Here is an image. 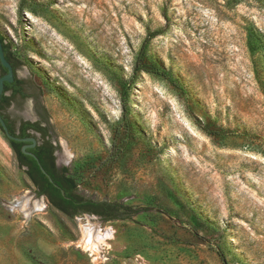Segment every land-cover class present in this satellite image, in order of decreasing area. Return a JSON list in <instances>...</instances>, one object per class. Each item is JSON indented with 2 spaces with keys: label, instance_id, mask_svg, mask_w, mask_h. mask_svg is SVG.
Returning a JSON list of instances; mask_svg holds the SVG:
<instances>
[{
  "label": "rangeland",
  "instance_id": "obj_1",
  "mask_svg": "<svg viewBox=\"0 0 264 264\" xmlns=\"http://www.w3.org/2000/svg\"><path fill=\"white\" fill-rule=\"evenodd\" d=\"M149 31L148 58L183 90L141 72L123 117ZM0 34L78 191L146 209L67 216L0 130V264H264V0H0ZM22 197L39 207L14 209ZM85 225L107 234L95 250Z\"/></svg>",
  "mask_w": 264,
  "mask_h": 264
},
{
  "label": "trees",
  "instance_id": "obj_2",
  "mask_svg": "<svg viewBox=\"0 0 264 264\" xmlns=\"http://www.w3.org/2000/svg\"><path fill=\"white\" fill-rule=\"evenodd\" d=\"M157 34L158 32L156 31H149L147 33L134 59L131 77L128 80L120 79V101L123 117L128 114L129 85L134 82L136 76L141 72L158 75L166 79L173 86L183 90L182 85L170 75L169 71L165 70L156 64V62L148 58L147 50L149 42ZM0 41L5 59L11 64L13 69L19 67L21 64L20 60L12 52L10 45L6 43L1 34ZM248 43L250 49H253L250 39ZM6 71L7 69L0 63V76L6 73ZM19 82H21V80L16 78H14L13 82L11 83L4 82L3 92L0 97V114L7 126L9 133L11 134L17 135L19 137H26L29 135L25 132L27 128H32L41 132V142L36 144L33 148H26V151L31 152L33 156L24 154L21 151V146L24 145L25 142L9 139L4 134L8 144L16 155L19 166L24 169V172L35 186L36 195L39 196L45 194L51 206L70 217L80 213H90L96 215L102 220L107 221L128 218L145 211L146 209H144V207H134L118 201L94 200L84 197L78 191V181L76 177L70 172L69 167L55 166L52 152L55 147L57 148V146L52 145L50 140L45 138L46 128L41 127L38 121H22L20 123L18 133H15L13 121L10 120L7 115L2 114L1 109L7 105L9 99L13 97V94L11 96L4 95V92L12 87L15 90L20 91V87L17 85ZM43 110L46 115H42V118L47 122L49 116L45 106H43ZM0 130L4 133L1 126ZM61 190L63 193H61ZM174 201L178 204H181L177 198H175ZM191 218L193 222L199 223L198 218L194 214L191 216Z\"/></svg>",
  "mask_w": 264,
  "mask_h": 264
},
{
  "label": "flooded vegetation",
  "instance_id": "obj_3",
  "mask_svg": "<svg viewBox=\"0 0 264 264\" xmlns=\"http://www.w3.org/2000/svg\"><path fill=\"white\" fill-rule=\"evenodd\" d=\"M10 64V63H9ZM11 65V64H10ZM12 67V66H11ZM18 67L16 68H12L13 70V80L14 78L21 80V82H19L17 85L20 87V91L19 90H15L13 87L9 88L7 91L4 92V95H12L13 97H11L9 99V102L7 105H5L1 111L2 114L7 115L8 118L10 120L13 121V125H14V130L15 133H18V129L20 127V123L22 121H29V122H39V125L41 127L46 128V136L45 138H48L50 140V143L54 146H57L56 143H54L51 138H50V122L49 119L46 122L43 118L42 115H46L44 110H43V103L40 100V98L36 95V93L34 92V90L32 89V85L31 83L24 79L21 78L17 75L16 70ZM5 74V73H4ZM3 75V74H2ZM1 75V76H2ZM13 80L11 82H13ZM11 82H7V83H11ZM4 86V84H3ZM16 86V85H15ZM3 92V90H2ZM2 94V93H1ZM1 97V95H0ZM26 99H30L32 102V105H29V102L27 103L26 109L25 110H21L20 112L14 114V115H22L21 117H15V116H11L12 114L9 113V109L11 106H17L20 105L21 103H23ZM1 115V114H0ZM35 118L34 120H32V118ZM26 133H28V136H32L36 139V144H39L42 140L41 137V132L38 130H34L32 128H27L25 130ZM26 143V142H25ZM23 146V145H22ZM33 148V147H32ZM58 148L55 147V149L53 150L52 154L54 156V163L56 167H61L64 165H58L57 164V158H56V153H57ZM33 184V183H32ZM34 186V185H33ZM34 192H35V186H34ZM36 194V192H35ZM39 196H43V198H45L47 201V196L45 194L39 195ZM49 203V201H48Z\"/></svg>",
  "mask_w": 264,
  "mask_h": 264
},
{
  "label": "water",
  "instance_id": "obj_4",
  "mask_svg": "<svg viewBox=\"0 0 264 264\" xmlns=\"http://www.w3.org/2000/svg\"><path fill=\"white\" fill-rule=\"evenodd\" d=\"M0 63H1V65L3 67H5L7 69L6 73L3 74L2 76H0V95H1L2 90H3V84H4V82H11L13 80V70H12V67L9 64V62L4 57V52H3V49H2V46H1V41H0ZM34 119L35 118L33 117L32 120H34ZM0 126L2 127V129L4 131V134L9 139H12V140H15V141L26 142L23 146H21V151L24 154H29V155H32L33 156V154L31 152L26 151V148H32V147H34L36 145V139L34 137H32V136L19 137L17 135H14V134L9 133V131L7 129V126H6V124H5V122H4V120H3V118H2L1 115H0ZM57 164L58 165L63 164L65 166V162H59L58 160H57ZM61 193H63L62 190H61ZM41 197H43V196H41Z\"/></svg>",
  "mask_w": 264,
  "mask_h": 264
},
{
  "label": "bare ground",
  "instance_id": "obj_5",
  "mask_svg": "<svg viewBox=\"0 0 264 264\" xmlns=\"http://www.w3.org/2000/svg\"><path fill=\"white\" fill-rule=\"evenodd\" d=\"M40 203L37 201H34L31 205L30 199L22 197L18 199L14 205V209H18L20 211L27 212L28 210L31 211L37 207H39ZM100 231V230H99ZM84 232V240L87 239V246H90V249H96L98 247L97 243L99 242V239L106 237L107 234L103 233H97V230H95L92 226L85 225L83 228ZM102 240V239H101ZM85 243V242H84Z\"/></svg>",
  "mask_w": 264,
  "mask_h": 264
}]
</instances>
